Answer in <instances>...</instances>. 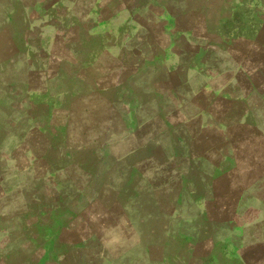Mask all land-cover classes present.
<instances>
[{"label":"rangeland","instance_id":"374dc122","mask_svg":"<svg viewBox=\"0 0 264 264\" xmlns=\"http://www.w3.org/2000/svg\"><path fill=\"white\" fill-rule=\"evenodd\" d=\"M87 1L57 6L82 48H24L22 3L0 26V264L263 235L264 48H224V0Z\"/></svg>","mask_w":264,"mask_h":264},{"label":"crops","instance_id":"0c3cea01","mask_svg":"<svg viewBox=\"0 0 264 264\" xmlns=\"http://www.w3.org/2000/svg\"><path fill=\"white\" fill-rule=\"evenodd\" d=\"M210 1L212 0H205V5H211ZM15 2L22 3L24 8L26 6L30 11L32 10L37 14L35 18L29 16L26 21L23 20L24 32L21 44L24 48H68L70 38L73 45L82 48L79 41L73 38V36H77L73 33V28L79 25L80 20L86 18H83L84 16L79 18L68 13L61 14L63 9L57 8V6L64 4L65 0H0L1 5H6L1 9L3 14L0 18V26L5 22L14 20V17L13 20L11 17V6ZM46 3L53 6L51 11H46L41 7L42 4ZM88 3L94 4V0H88L86 4ZM224 4L230 5L232 11H228L230 13L227 12L225 15L228 14L231 17L223 16L220 22L228 19L233 21L240 19L239 21L243 22L240 28L233 27L231 29L234 39L224 48H264V0H224ZM10 17L11 20H9ZM31 21L33 22L32 25ZM38 21L43 22L35 24ZM83 32L88 40L90 37L93 40L97 37L92 36L91 33L93 32L90 30H83ZM214 32L220 34L219 29L216 30L215 28ZM207 35L211 34H200L202 37ZM99 37V41L87 43V48H112L111 44H107V39L111 36L100 35ZM125 37L126 34L120 35L118 44L114 47L126 48ZM220 44L205 43L202 48H223V41ZM260 227L264 229V219L262 222L256 223V228ZM214 241L222 247H217L213 253L195 252L193 254L191 253V247L188 248L186 254L180 252L168 253V248L166 252L158 247L154 251L151 247L136 242L134 247H130L131 251L124 248V251L120 249L118 252L88 254L86 261L82 264H264V234H251V236L245 237L241 234L237 238L226 239L225 242H223V237H219L214 238ZM159 245L163 244L157 246ZM227 246H230L229 250Z\"/></svg>","mask_w":264,"mask_h":264}]
</instances>
